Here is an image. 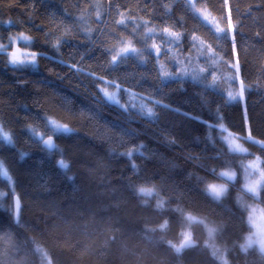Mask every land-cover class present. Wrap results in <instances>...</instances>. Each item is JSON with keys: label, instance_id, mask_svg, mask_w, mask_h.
Returning <instances> with one entry per match:
<instances>
[{"label": "trees", "instance_id": "obj_1", "mask_svg": "<svg viewBox=\"0 0 264 264\" xmlns=\"http://www.w3.org/2000/svg\"><path fill=\"white\" fill-rule=\"evenodd\" d=\"M194 5L0 0V36H27L36 55L34 67L14 68L0 51V124L14 142L0 141V264H264L256 247L240 249L251 227L236 201L242 164L258 157L264 166V146L242 139L248 149L230 152L221 128L264 144V0ZM195 8L230 30L217 33ZM125 43L140 55L110 66L115 53L105 49ZM199 45L224 74L236 58L243 101L223 94L231 78L193 77ZM180 62L191 70L172 78ZM105 82L146 101L154 115L140 114L133 96L128 111L106 103ZM48 121L70 131L54 134ZM39 132L53 136L56 148L45 149ZM226 170L236 181L214 200L205 188ZM258 202L264 208V183ZM189 216L217 227L214 240ZM184 231L192 245L177 253Z\"/></svg>", "mask_w": 264, "mask_h": 264}, {"label": "rangeland", "instance_id": "obj_2", "mask_svg": "<svg viewBox=\"0 0 264 264\" xmlns=\"http://www.w3.org/2000/svg\"><path fill=\"white\" fill-rule=\"evenodd\" d=\"M187 2L194 5V0H187ZM195 12L206 25L210 26L217 33L220 34L222 32H226L230 30L229 22H227L225 25H222L206 10L201 8H195ZM217 29H222L223 31H217ZM24 37L27 36L20 33H7L4 36H0V51L5 53L9 62L10 60L13 59L17 61H22V60L31 61L34 59L36 64V55L33 56L34 53L31 52L30 49L28 48V44H30V38L27 37L28 40H24L23 39ZM126 46L133 48L132 45H130L129 43H125L122 46H120L117 49V51H119L121 48ZM196 51L198 57L202 59L197 63L198 65L193 69L194 70L193 77H196L197 72L198 73L205 72L206 75L209 77L211 84L218 83L220 82V80H223L224 78L228 80L229 78H231L234 81V83L232 84L229 81H227V84L224 85L225 89L222 90L223 94L229 101H236V100L243 101L244 87L239 77L236 58L232 63L229 64L228 66L229 70L228 72H226L227 74H224L221 72V70H217L218 68L217 59H214L211 56L210 54L211 51L208 48L199 45ZM35 64L34 65L28 64L24 67L31 68L34 67ZM190 70L191 69L188 64L180 62L178 64V68L176 69V71L171 73L172 78H183L189 73ZM162 74H163V78H166L163 72ZM116 86L117 87H113L109 82H105L103 83L101 89L109 93L118 92V96L121 104H124L125 106H129L130 98L132 97V95H130L131 92L129 94H127L126 92L122 94L121 88L118 85ZM101 93L103 95L102 91ZM231 97H235V99H232ZM132 100L134 101L133 105L137 103L141 108H144L145 110L147 109L152 110V106L148 105L146 101L135 97L134 98L132 97ZM221 128L225 130L222 133V139L225 145L227 146L228 150H230V152H241L243 150L248 149L247 144H245L242 141V139H244L245 141L249 140V141L257 142L260 143V145L264 146L263 143H261L258 140L250 138L248 135L241 137L238 135L231 134V132H229L222 126ZM0 131L4 132V130L1 127V124H0ZM234 148H236V150H233ZM222 172H229L234 174V179L228 181L227 178L220 177L221 180L208 183L205 188L207 194H208L207 192L208 187L211 185H215L225 189V191L222 194V196H224L228 191L230 183L236 181V174L233 171L226 170ZM263 183H264V166L261 160L258 157H254L249 160H246L242 164V170L240 174V187L236 193V201L239 204V206L245 210L247 215V221L249 226L251 227V231L247 234L243 242L240 244V249L244 251L245 249L254 246L262 254H264V208L260 206L258 202V197ZM194 220H196V222H199L202 225L204 223L206 237L210 239V241L214 240L217 227L213 225H209L203 219L197 217H193V220L190 222H193ZM186 236L187 237L189 236V238H191V236L187 234V231H184L183 234H181V239L185 238ZM180 241H179V245H180ZM179 245H177V247ZM212 254L213 255L218 254L216 249L212 250Z\"/></svg>", "mask_w": 264, "mask_h": 264}, {"label": "snow or ice", "instance_id": "obj_3", "mask_svg": "<svg viewBox=\"0 0 264 264\" xmlns=\"http://www.w3.org/2000/svg\"><path fill=\"white\" fill-rule=\"evenodd\" d=\"M225 3H227V0H224ZM188 7L190 9H192L194 7V5H192L191 3H188ZM119 23L123 24L124 21L121 20L119 21ZM231 27V25H230ZM217 31H223L222 29H217ZM151 32V30H150ZM164 32L167 33L168 29L165 28ZM172 36H175L174 33L170 34ZM24 40H27V37L23 38ZM89 39H91V37H89ZM176 39L178 40L179 37L176 36ZM195 39V38H193ZM123 43V42H122ZM57 48H59V44L56 45ZM155 47V46H154ZM105 51H107L110 55L114 52V55H111V61L109 62L110 66H115L118 65L120 63H122L129 55H140V53H137V50L135 48H131V47H123L121 48L119 51H117L116 49H105ZM156 52H159V48H156ZM35 54H33L34 56ZM10 64L14 67V68H22L28 64H35V60H31V61H17L15 59L10 60ZM79 70V69H78ZM91 75V73L89 74ZM94 79L100 80L102 78L100 77H94ZM113 87H117L115 85V83H113L112 85ZM101 91L103 92V99L105 100L106 103L118 106L119 108H121L124 111H128V109L125 107L124 104H121L119 96H118V92H113V93H109L107 91H104L103 89H101ZM134 97L135 94H130ZM232 99H235V97H231ZM158 103V102H157ZM165 107H167V105H165ZM140 114L145 115L149 118H151L154 113L152 112L151 109H147L145 110L144 108L140 109ZM48 127L50 128V130L52 131V133L54 134H60V133H67L70 131V129H68L67 127L57 124L55 121H48ZM30 131L35 132L34 129H31ZM0 141H2L3 143L7 144L8 146H13L14 142H13V138L12 135L8 132H3L0 131ZM40 143H42L43 147L49 151H51L52 149L56 148V145L53 143L52 139H43L41 138ZM142 147V146H141ZM233 150H236V148H234ZM125 155H128L129 157L132 155V153H126ZM23 158V156H22ZM3 167L2 162H0V168ZM57 167L60 168L61 170L66 171L69 168L68 163H66L64 160H60L57 164ZM221 178H227L228 181H231L234 179V174L229 173V172H221L220 174ZM4 176H7V172H4ZM69 179H71V177H69ZM225 191V189L219 187V186H215V185H211L208 187L207 192L209 195L212 196V198L214 200H219L220 197L222 196L223 192ZM140 193L142 195H151L152 194V190H145V189H140ZM163 206V202L161 203L160 207ZM17 207H18V202H17ZM189 221L193 220V217L189 216L187 218ZM167 227V224H163L161 225V230H163L164 228ZM185 243L182 244V246H178L176 247V251L177 253L181 252L183 248L185 247H189L191 246V239L189 237H185ZM246 250V249H245Z\"/></svg>", "mask_w": 264, "mask_h": 264}, {"label": "water", "instance_id": "obj_4", "mask_svg": "<svg viewBox=\"0 0 264 264\" xmlns=\"http://www.w3.org/2000/svg\"><path fill=\"white\" fill-rule=\"evenodd\" d=\"M41 138H43V139H49V138H51L52 139V141H53V143L55 144V140H54V137L53 136H51V135H48V136H43L40 132L39 133H37V139L40 141L41 140ZM41 145H42V143H41ZM43 146V145H42ZM53 150V149H52ZM51 150V151H52ZM49 151V150H48ZM3 171V170H2ZM17 202H18V207H17ZM12 209H13V213H14V216L16 217L17 215H18V212H19V210H20V200H19V198H18V196L17 195H13V197H12ZM186 241H185V238L182 240V242H181V244H183V243H185ZM191 245H192V241H191Z\"/></svg>", "mask_w": 264, "mask_h": 264}]
</instances>
